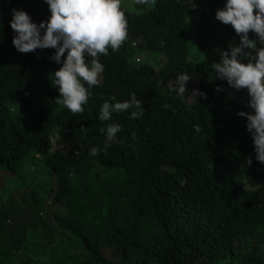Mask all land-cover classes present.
Listing matches in <instances>:
<instances>
[{
	"label": "trees",
	"instance_id": "trees-1",
	"mask_svg": "<svg viewBox=\"0 0 264 264\" xmlns=\"http://www.w3.org/2000/svg\"><path fill=\"white\" fill-rule=\"evenodd\" d=\"M196 2L121 0L127 39L101 55L100 83L73 115L55 101L54 49L12 44L11 10L39 24L47 4L0 0V264H264V163L237 115L251 111L247 91L210 80L239 36L215 18L224 0ZM180 72L206 98L170 91ZM130 93L142 118L98 120ZM112 122L122 130L108 141Z\"/></svg>",
	"mask_w": 264,
	"mask_h": 264
},
{
	"label": "clouds",
	"instance_id": "clouds-1",
	"mask_svg": "<svg viewBox=\"0 0 264 264\" xmlns=\"http://www.w3.org/2000/svg\"><path fill=\"white\" fill-rule=\"evenodd\" d=\"M50 12L47 20L39 24L23 9L13 8L9 21L15 35L12 44L21 53L36 49H54L50 59L60 65L51 73L50 83L58 89L56 103L73 115L83 113L92 97V89L100 83L105 71L101 55L108 56L109 50L118 51L128 36L127 20L121 8V0H44ZM148 5L150 0H135ZM186 8L197 7L196 0H183ZM215 18L224 25H231L239 36V42L222 50L219 60L211 64L214 77L210 80L226 81L237 91L246 90L247 107L237 115L246 118V129L250 133L255 149V158L264 163V0H224L223 7L215 11ZM250 32L253 34L250 37ZM2 38V37H0ZM191 73L180 72L170 85V91L183 100L185 95L195 99L206 98V93L191 91L187 82ZM223 89L217 86L216 91ZM196 100V99H195ZM143 102L135 93L124 101H104L99 109L98 120L112 121L113 114L127 112L130 119L144 115ZM116 122L100 129L111 141L120 132ZM100 149L92 146L91 156ZM252 163L251 157L247 160Z\"/></svg>",
	"mask_w": 264,
	"mask_h": 264
},
{
	"label": "rangeland",
	"instance_id": "rangeland-1",
	"mask_svg": "<svg viewBox=\"0 0 264 264\" xmlns=\"http://www.w3.org/2000/svg\"><path fill=\"white\" fill-rule=\"evenodd\" d=\"M34 239L37 240V239H38L37 236H33V237L31 238V240H34ZM31 240H30V241H31Z\"/></svg>",
	"mask_w": 264,
	"mask_h": 264
}]
</instances>
